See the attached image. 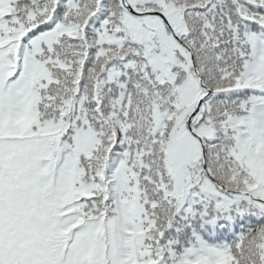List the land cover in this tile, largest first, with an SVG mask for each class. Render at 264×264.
Returning a JSON list of instances; mask_svg holds the SVG:
<instances>
[{
    "label": "snow or ice",
    "instance_id": "snow-or-ice-1",
    "mask_svg": "<svg viewBox=\"0 0 264 264\" xmlns=\"http://www.w3.org/2000/svg\"><path fill=\"white\" fill-rule=\"evenodd\" d=\"M0 264H264V0H0Z\"/></svg>",
    "mask_w": 264,
    "mask_h": 264
}]
</instances>
